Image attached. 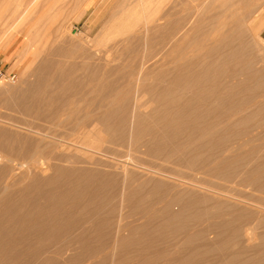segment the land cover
I'll list each match as a JSON object with an SVG mask.
<instances>
[{
	"label": "rangeland",
	"instance_id": "1",
	"mask_svg": "<svg viewBox=\"0 0 264 264\" xmlns=\"http://www.w3.org/2000/svg\"><path fill=\"white\" fill-rule=\"evenodd\" d=\"M263 1L0 0V68L17 74L15 82H0V128L22 137L51 129L69 135L64 127L82 111L99 119L85 134L65 139L66 146L60 151L70 157L75 154V160L72 157V162L61 166L110 175L93 169L95 165L89 161L93 158L103 166L117 152L126 164L125 176L124 170H119L117 184L102 183L88 210L65 216L57 227H46L48 239L38 244L44 241L50 250L58 251L69 240L67 231L76 219L86 216V211H92V217L100 216L95 223L76 226L71 234L79 236L84 226L90 227L83 237L90 241L74 244L77 249L73 246L56 256L53 264H264ZM216 19L220 23L216 38H222V49L214 47V53L213 47L206 46L212 49L206 54L213 55L207 54L208 59L203 51L206 47L194 48L204 54V61L217 57L205 82L212 85V79L220 80L223 86L232 82L229 87L245 82L246 87L226 101L210 100L208 115L196 118L193 125L181 114L166 122L165 110L157 106L150 91L157 84L159 71L177 65L173 40L184 34L191 41L199 29L209 34ZM174 27L182 28L175 31L178 37L172 33ZM232 28L239 34L230 33V38ZM57 69L67 75L62 83L47 78L50 73L57 74ZM234 72L237 76L232 80ZM119 87L128 92L118 95L120 99L116 97L108 110V95ZM47 91L54 99L42 107L48 116L62 113V126L25 109L35 107ZM174 91L167 98L181 96L178 89ZM64 99L72 103L71 112H61ZM235 105L241 107L234 117L236 124L204 130L208 122ZM152 128L161 133L165 130L164 138L149 145ZM111 141L119 145L110 146L107 151L111 153L95 152L96 147L106 148ZM101 180L95 174L91 184L81 183L72 193L87 197ZM72 201L68 198V204ZM152 208L155 219L146 224ZM248 226L250 239L245 236ZM55 233L61 234L62 241ZM11 261L8 264L22 260Z\"/></svg>",
	"mask_w": 264,
	"mask_h": 264
},
{
	"label": "bare ground",
	"instance_id": "2",
	"mask_svg": "<svg viewBox=\"0 0 264 264\" xmlns=\"http://www.w3.org/2000/svg\"><path fill=\"white\" fill-rule=\"evenodd\" d=\"M217 21H213V23L216 22L217 24L214 23L213 28L212 27L210 28L212 32L209 31L210 32L209 34H208V32H207V34H203L205 32H203L202 29L198 28L199 29L197 31L198 34L194 35V37H193V39H191V41L189 40L190 38L183 36L184 34L182 35V37H179V40H177V41L173 40L174 41L173 44L175 45L176 52H177L176 56L174 57L175 58L174 61L176 62L177 65L174 68L169 69L168 71H165V72L163 70H162L163 72L159 71L157 73V77H156V83L157 84L155 86L152 85L153 88L151 87L152 90L150 91L153 94L152 96L154 98V101L157 103V106L159 108L161 107V110L162 109L165 110V112H166L165 114L167 116V118H165L166 120L167 119L170 120L171 117H173L174 115L177 116V115L181 114V116L189 117L191 119V123L193 125V124H195L196 118H200L202 116L208 115L205 113H208L210 111L209 109L212 106L209 103L210 100H217V101H223L224 100V101H226L227 97L232 96V94L233 95L237 94L240 89H241L240 91H242V89H244V87H246L245 82L244 83L243 82L237 83L238 86H236V87L234 85L235 84L234 82H233V85H234L233 87L232 86L229 87V85H231L232 82H231V84L224 85V86L221 85L220 80H219L220 81L219 82L217 80L212 79V81L215 82L212 85L207 84L208 82L211 83V81L207 80L205 82V79L207 77H209V72L214 70L216 67L217 63H214V62L217 61V59H216L217 57H215V55H214V57L212 58L213 60L211 59L212 61H210V62L204 61V54L199 53L198 51L195 52L194 48L195 49H197V48H199V49L204 48L205 49L206 46L207 47L210 46V47H213L212 48L213 50L217 47L220 48V50L222 49L220 46L221 41H222V40L220 41V39H222V38H220L219 40H217L219 37L216 38L219 32L217 33V32H215V30H217V28H218V31H219L218 26L220 24L219 21L218 22ZM174 29H176V30H174ZM174 29H173L172 33L175 34L176 32H180L181 31L180 29H182V28L178 27L179 31L177 30L176 27H174ZM232 29H231V31L229 30L230 32H228L229 33L228 36L230 35V33L233 35L235 33V31H237V32L239 31L237 29L235 31H234V29L233 30ZM215 33H216V35H215ZM238 34H239V32L235 33V35H233V36L236 37V35L238 36ZM175 35L177 36L178 34L176 33ZM177 37H176V39H177ZM232 37H230V38H232ZM230 38H228L229 41H227V42H229V43L227 44V47H230L232 45L230 43V41H231ZM209 42H210V44H209ZM224 45H225V43H224ZM207 47H206V50H203L204 52L205 51L210 52V50L212 51L211 48H210V50H207ZM208 49H209V47H208ZM192 50L195 53L194 54L191 53L192 54L191 55L190 52H192ZM215 51H216V49L213 52L215 53ZM207 54L205 52V55H207ZM208 55H211V53H209ZM208 55L206 57H208ZM211 56H213V55H211ZM208 59H210V57H208ZM214 59H216V60H214ZM203 61L205 63H207V64L204 63L205 66H203ZM58 70L59 69H57V71ZM212 74H213V72H212ZM234 74H236V73L234 72ZM234 74L231 75L232 77L230 76L232 78V80H233L234 76L235 77L237 76V74L236 75H234ZM129 75H131V74H129ZM65 76H67L66 73L59 70L57 72V74H55V72L52 73V75H51V73L48 74L47 78H49L50 80L54 79L58 83H62V80H63V78H65ZM155 76H156V74H155ZM132 78H130L131 82L133 80ZM162 82H164V83L166 82V84L162 85ZM7 83H11V82H7ZM143 86H145V85H143ZM150 86H151V84L149 85V87ZM126 87H123V88L119 87L115 92L114 91H113V93L111 92L112 94L108 95L109 97L107 96L108 97V99H107L108 110L111 109V106H113L112 104L115 103L114 100L116 97L118 98V95L120 97V95L123 92L124 93L128 92V90L130 88L127 87V89H128L127 90ZM141 87H142V84H141ZM125 89L127 91H125ZM176 89L179 90L181 96L179 98L177 96L176 99H174V100H171L169 97L167 98V96L172 94L173 91ZM38 91H40V90H38ZM41 91H42V89H41ZM141 91H142V89H141ZM29 92L31 94L33 93L31 91H29ZM50 93L48 91L44 92V93H42L43 94L42 96L40 95L41 94L40 93L39 94L40 99H38V104L35 107H32L35 104L32 105L31 106L32 109L30 107H27L25 109L27 111L34 113V115L37 117L49 118L50 121H52L51 122L52 125H53V123H56V124L59 123V126H62L61 124L64 123V121H61V118H62L61 116H63V115H61L62 113L61 114L59 113L57 115L55 114L54 116H48L49 114L46 113L45 110L43 109L44 107H42L43 104H46L48 102H49V104H51V102H53L54 98L52 99L51 97L52 96L54 97V95H53V93H51V94ZM123 97H125V95H123ZM172 98H175V97L172 96ZM118 99H120V98H118ZM124 99L125 98H123V100ZM26 101L28 102V100H26ZM62 101H63V103L61 105L62 106L61 112L62 111L63 112L70 111L71 110L70 106L72 103L68 102L67 99H64ZM49 104H46V105L49 106ZM23 106L25 107L26 105H23ZM228 106H229V104H228ZM159 108H157V109H159ZM240 108H241L240 106L235 105V107L233 109L227 108V109H229V111L225 110L226 112L224 111V113H221L222 111H220L219 113H221V114L216 116L214 120L210 119L211 121L205 125L204 130L207 129V131H208V130L213 129V128L215 129L217 127L231 126L233 124H236L237 120L234 119V117L239 112ZM234 109H236V110L234 111ZM51 110H49V111H51ZM72 110H74V109H72ZM164 110H163V112H164ZM175 111H177L179 113H177ZM56 112H57V110H56ZM58 112H60V111H58ZM211 112H213V111H211ZM73 113H74V111H73ZM73 113H71V115ZM75 113H76V111H75ZM80 113H81V116H79ZM109 113L110 112H106L105 116H109ZM200 113H202V114H200ZM65 114H68V113L66 112ZM78 114L79 115H77V113L75 114L77 116L74 118V120L72 119L73 121L70 120L71 121L70 125H66V127H64V129L65 128L68 129L66 131L69 132V135L65 134L63 132H60L61 129L59 130V127H57V126L56 127L58 128L59 131H56L55 129L54 130L51 129L53 131L50 130V131H44V132H34L35 136L34 135H28V136H24V137H22L19 134H14V133L8 131L6 128H0V264H4L6 262L8 264L9 260L14 261V259H17V258L19 260L20 259L22 260L21 262L19 261L20 262L19 264H53L55 262V258H57L56 256H62L69 249H71V247H73L74 244H77L78 242H89L90 240L83 238V237L87 232L89 233L91 231L92 228H90V227L84 226L85 228H84V230H82V232L79 236H73L74 234L73 235H71V234L74 232L75 229H77L75 227L78 225L80 227V226H83L84 224H87V223L91 224V222H93V221L95 223L96 218H98L100 216L92 217V213H90L92 211H90L89 213L86 211L85 212V213H87L86 216L80 215L81 217H79V219H76V223H74L75 226H73V227L70 226L71 228H69L67 231V233L70 234V238L68 241L63 242L64 245H63V247L60 248V250H58V251H56L57 249L56 250L55 249L50 250L51 246L48 244L45 245L44 241H42L43 244L41 246L38 244L40 240H42V239L44 240V238L46 240L48 239L45 237L47 234V233H45L46 227H50V226H52V227L56 226L57 227V225L60 224V221L62 220V218H64L65 216L69 217L76 212L80 213V211L88 210L87 207L90 206L93 202H95L96 198L98 197L97 196L98 193L100 194V192H98L99 191L98 188L100 187V185H102V183H104L105 181H111L113 184H117L118 179L120 178L119 170H124L122 173V176H123V174L125 176L124 172L126 169V164L124 161H122V159L119 158V156H122L120 154V152L115 153L116 156L109 155V156H111V160H109L110 162L106 163L107 161H105V162L103 161L104 165L102 164V162H100L103 166H101L99 164V162L98 163L93 162L92 161L93 158L90 157L92 159L89 161V163H92L95 165V166H93V169H95V168L99 169L100 168V170L109 171L111 173H114V174L110 173V175L109 174L103 175V173L98 172L97 170H92V171H87V169H85V170L84 169H81V170L78 169L77 170L78 166H77L75 171H74V169L73 170H67L63 166H61L62 162H69V161L72 162L71 158L75 155L74 154V155H72V157H70V156L65 154L66 152L62 153L60 151L61 147L66 146L65 139L69 138V137L73 138V137L80 135V134H85L86 132H88L90 130V128L94 127L95 121L97 119H99V116H97L95 119H93L90 117L91 115H89V113L83 114L82 111L78 112ZM102 114H103V112H100V116H103ZM50 115H51V112H50ZM73 116L74 115H72L71 117H73ZM67 119H69L68 116H67L66 120ZM141 119H143V118H141ZM158 119H159V117H158ZM169 120H167L166 122H168ZM60 122H61V124H60ZM66 123H68V120ZM163 123L164 122H162L161 125H165ZM191 123H189V124H191ZM201 123H203V122H201ZM167 125L163 126L162 128H164V129L167 128ZM54 127L55 126H53L52 128H54ZM140 127H142V126L140 125ZM150 127H152V126H150ZM136 128L138 129V127H136ZM155 128H156V126H155ZM196 128H197V126H196ZM202 129H203V126H202ZM163 132H165V130ZM162 133L156 131V129L154 130V132H152V134L150 132L149 134H151L152 137L150 138V140H147V143L150 145V144L154 143L156 140H158L161 136H162V138H164ZM202 133H200V134H202ZM140 134H141V132H140ZM135 135L137 136V133ZM168 137H170V136H168ZM166 139H167V136H166ZM193 139H194V137H193ZM13 140H17V141H19V143L15 144V143H13ZM117 145L118 144H115L114 141H111L107 145L106 148H104L105 146L103 148L102 147H98V148L96 147L95 148V146H94V148L96 149L95 152L101 153V154L103 153V155H104L105 153L109 152V151H107V149L110 146H117ZM178 146H179V144H178ZM175 147H177V146H175ZM94 148H92V149H94ZM67 150H70V148H67ZM109 153H111V152H109ZM73 159H74V157L72 158V160ZM224 159H225V157H224ZM53 160H55V161L52 162ZM95 160L97 161V159H95ZM228 160H229V157H227L225 161H228ZM74 163H76V162H74ZM88 169H90V168H88ZM48 172H50V174H48ZM94 173L97 176H99L100 178H102V180L98 183L97 186L94 187L93 192L91 194H89V195L87 194V197H82L81 194L76 195V194L72 193L73 190L76 187H78L81 183L88 182L87 185L91 184L92 177H95ZM141 182H143V181H141ZM141 185L142 184L140 183L139 186H141ZM131 186H132V182L127 187L129 188ZM68 198L73 199V201L70 204H68ZM93 208H95V207H93ZM98 210H100V208ZM151 211H152V213L146 217V220H145L146 224L152 223L155 219L156 212H155V210H153V208L151 209ZM99 213H100V211H99ZM72 217H74V216H72ZM75 217H76V214H75ZM73 219H71L72 222H73ZM63 222H64V220H63ZM66 224H70V222L69 223L67 222ZM70 225H72V224H70ZM65 228H67V227H65ZM250 229H251V226L250 227L248 226L245 229V236L248 239H250V234H251ZM54 231H56V230H54ZM59 233H62V232H59ZM59 233H55L53 235H58L57 237L60 238L59 240L62 241V236ZM64 233H66V232L64 231ZM64 233H63V235H64ZM67 233H66V235H67ZM120 237H121V239H123L122 236H120ZM36 241H37V246H39L37 248H36ZM74 247H73V250L77 249L76 246H74ZM85 247L90 248L91 246L86 244Z\"/></svg>",
	"mask_w": 264,
	"mask_h": 264
},
{
	"label": "built area",
	"instance_id": "3",
	"mask_svg": "<svg viewBox=\"0 0 264 264\" xmlns=\"http://www.w3.org/2000/svg\"><path fill=\"white\" fill-rule=\"evenodd\" d=\"M17 79V74L11 72L7 73L2 68H0V82H15Z\"/></svg>",
	"mask_w": 264,
	"mask_h": 264
},
{
	"label": "crops",
	"instance_id": "4",
	"mask_svg": "<svg viewBox=\"0 0 264 264\" xmlns=\"http://www.w3.org/2000/svg\"><path fill=\"white\" fill-rule=\"evenodd\" d=\"M262 4L264 5V1L262 2ZM262 38L264 39V29L262 31Z\"/></svg>",
	"mask_w": 264,
	"mask_h": 264
}]
</instances>
